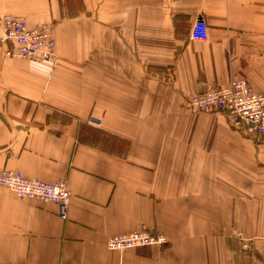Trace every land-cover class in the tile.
Returning a JSON list of instances; mask_svg holds the SVG:
<instances>
[{
    "label": "crops",
    "instance_id": "0c3cea01",
    "mask_svg": "<svg viewBox=\"0 0 264 264\" xmlns=\"http://www.w3.org/2000/svg\"><path fill=\"white\" fill-rule=\"evenodd\" d=\"M68 1L0 0L56 54L11 60L0 42V170L70 192L62 220L0 186V263L264 264V137L188 106L232 79L264 92V0ZM141 230L165 243L106 248Z\"/></svg>",
    "mask_w": 264,
    "mask_h": 264
},
{
    "label": "built area",
    "instance_id": "2783aa9c",
    "mask_svg": "<svg viewBox=\"0 0 264 264\" xmlns=\"http://www.w3.org/2000/svg\"><path fill=\"white\" fill-rule=\"evenodd\" d=\"M189 38L199 42L207 39V25L202 19L193 23ZM0 42L6 46V58L52 64L56 62L55 43L52 32L46 25L31 28L21 17L2 15ZM188 106L194 111H220L233 128L264 137V92L254 91L245 79H232L221 87L192 95L188 99ZM91 121L95 123V120ZM0 186L20 199L54 203L58 207V217L62 220L67 218L70 192L64 178L50 183L27 178L18 171L3 168L0 170ZM164 243L163 235L143 230L112 236L106 241V248L111 251H123Z\"/></svg>",
    "mask_w": 264,
    "mask_h": 264
},
{
    "label": "rangeland",
    "instance_id": "374dc122",
    "mask_svg": "<svg viewBox=\"0 0 264 264\" xmlns=\"http://www.w3.org/2000/svg\"><path fill=\"white\" fill-rule=\"evenodd\" d=\"M71 2V3H70ZM68 1L67 2V6H68V8H76V6H79V0H71V1ZM74 14V12H71V13H69V15H73ZM190 39V38H189ZM55 43V42H54ZM43 63V62H42ZM51 65H54V64H52V63H50ZM53 67V66H52ZM191 110V109H190ZM191 111H193V112H198V113H202V115L203 116H208V117H216V118H221V119H223V118H225V116L220 112V111H217V110H214V109H208V110H206V111H194V110H191ZM91 120H93V119H91ZM90 120V122L91 123H93L92 121ZM226 125L227 126H229L230 128H232V129H234L235 130V128H233L230 124H229V122L226 120ZM222 126L221 125H217L216 126V128L217 129H220ZM141 231H143V230H141ZM136 232H140V231H136ZM131 233H133V232H131ZM123 235V234H122ZM157 246H160V245H157ZM124 251V250H123Z\"/></svg>",
    "mask_w": 264,
    "mask_h": 264
},
{
    "label": "bare ground",
    "instance_id": "6f19581e",
    "mask_svg": "<svg viewBox=\"0 0 264 264\" xmlns=\"http://www.w3.org/2000/svg\"><path fill=\"white\" fill-rule=\"evenodd\" d=\"M7 59H9V58H7ZM11 60H13V59H11Z\"/></svg>",
    "mask_w": 264,
    "mask_h": 264
}]
</instances>
